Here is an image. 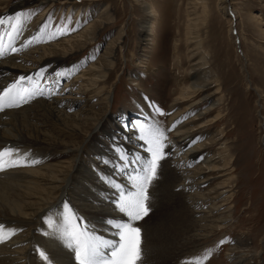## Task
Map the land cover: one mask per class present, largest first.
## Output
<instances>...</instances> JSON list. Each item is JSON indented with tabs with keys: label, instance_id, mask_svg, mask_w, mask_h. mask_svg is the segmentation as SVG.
<instances>
[{
	"label": "rangeland",
	"instance_id": "374dc122",
	"mask_svg": "<svg viewBox=\"0 0 264 264\" xmlns=\"http://www.w3.org/2000/svg\"><path fill=\"white\" fill-rule=\"evenodd\" d=\"M21 1L23 0H0V4L6 2L0 9L7 11L10 6ZM77 2L82 6H89V12L84 9L78 11L77 8L82 7L78 5L72 9L65 7L60 11L53 7L44 15L46 6H24L18 13L21 15V30L14 42L15 45L22 43V49L19 50L17 44L18 50L13 54L19 51L21 56L26 53L30 55L33 50L39 49V55L36 53L32 57L40 56L42 62L56 57V54L51 56L47 53L52 52L50 48L55 43L64 44V41L75 36L80 38L86 26L95 22L101 13L111 16L101 27L102 30L99 29L95 37L98 40L94 45L86 44L80 51L69 55L72 62L70 71L61 72V75L59 72L55 74L53 63L46 64L42 77L46 80L50 78V84L46 86L52 90L47 99L64 97L70 91L73 92V98L67 100L70 106L64 107L70 116L62 117L61 122L45 116L48 122L42 130L49 133L57 145L69 144L68 146L80 148V160L93 170H96V166L91 160L96 161L97 165L102 164L101 158L94 151L96 145L113 148V138L106 134L103 126L113 132L120 142L133 147L141 146L143 142L138 139L137 130L126 125L131 126L137 121L163 131L166 142L179 140L180 137L177 139L173 135V123L169 119L175 112L185 109L186 102L175 103L192 81L194 63L201 61L205 64L203 73L210 76V84L203 96L211 92L214 94L193 107L196 115L207 111L199 120V123L205 124V128L197 134L194 144L207 142V153L210 156L216 155L217 164L227 169L223 172L204 170L211 175L194 192L200 193L198 199L202 203L200 206L204 216V211L217 208L211 212V220L214 221L207 218L199 222L195 233L200 240L196 243L186 241L182 229L169 232L162 226L163 234H155L154 241L150 243L153 248V261L150 262L236 264L235 261L239 260L241 264H264V0H205V6L203 0H99L98 3H93L94 6H90L87 0ZM236 13L238 16L235 17ZM17 15L5 16L7 22L10 18L14 22ZM195 17L198 19L195 20ZM7 22L0 27V31L7 29ZM121 28L124 30V38L117 47L114 44ZM41 29H44L46 35H41ZM57 29L68 34L49 40L48 35ZM36 37L40 38L39 41L34 39ZM111 45L115 47L112 48ZM109 59L114 61L112 68L106 66ZM148 61L154 66L152 69L141 65ZM34 63L25 60L28 67H40H34ZM99 63L101 70L97 73L101 72L105 77L99 78L96 85H84L76 80L81 71L93 64L99 66ZM36 99L39 98L32 101ZM192 99L196 100L195 97ZM188 113L191 112L186 111L183 115ZM71 114L76 116L80 127L73 123L71 119L75 117H71ZM218 137L220 139L215 142ZM99 147L101 150L102 147ZM142 148L143 146L140 147V152L147 158L145 149ZM66 153L57 154L56 159L49 162L53 166L66 167L67 163L72 162L76 152L68 150ZM183 156L186 158L188 154L177 152L176 157L182 159ZM197 163L199 160L189 161L185 167L190 168ZM120 174L121 172L116 171L113 176H116V180L118 177L122 180ZM166 175L168 186L165 193L169 199L167 208L174 212L178 195H173L172 188L175 186L172 185L176 184V179L170 174L168 177ZM162 194L164 193L160 195ZM66 204L69 205V199L62 201L60 208ZM157 208H161L159 203ZM72 209L74 208L71 207L70 210ZM45 216L34 231L38 238L34 258L43 263L46 260L40 255L43 246L39 243L46 242L43 233L48 229L47 222L55 218L53 213ZM144 227L140 225L141 231ZM148 231L147 238L141 232V241L144 240V244L142 241L140 245L143 246L140 249L143 251L146 247V252L150 250L147 240L152 236V231ZM174 236L179 240L174 239ZM166 256L168 260L165 262L163 259Z\"/></svg>",
	"mask_w": 264,
	"mask_h": 264
},
{
	"label": "bare ground",
	"instance_id": "6f19581e",
	"mask_svg": "<svg viewBox=\"0 0 264 264\" xmlns=\"http://www.w3.org/2000/svg\"><path fill=\"white\" fill-rule=\"evenodd\" d=\"M87 1H89L88 4L90 6L95 2H99V0ZM203 2L205 6V0H203ZM5 4H0V8H3ZM82 4H84V2ZM78 5H81V3L79 4L77 0H23L10 6L7 11L0 9V20H5V22H7L8 19L5 16L17 15L24 6H32L33 8L46 6L43 11L44 15L47 10H50L53 7L60 11L65 7L72 9L74 6L78 7ZM88 7L82 6L77 9L78 11L83 9L84 11H87ZM105 9H107V7ZM236 15L237 13L235 14V17ZM110 17L111 16L109 15L104 16V14L101 13V15L96 18L95 22H91L86 26L83 34L80 35V38L79 36H75L64 41V44L55 43L50 48L52 52L47 53H50L51 56L56 54L54 55L56 57L50 58L44 62L40 61V56L32 57V55L36 53L39 55V49L36 48H34L36 50H33L30 55L26 53V55L21 56V54H18L19 51L16 54H13V52L8 50L9 45L15 46L16 48H18L19 45L20 50L22 49V43H17L18 45H15L14 40L17 35H15L14 39L8 37L6 33L10 31L9 26L5 31H0V38H2V43L5 49V54L0 56V92L8 87L9 84L18 80L21 76H24L25 78L33 77V79L31 81L25 79L24 82L18 85L19 88L27 87L31 90L38 86L39 88L44 89V94L42 96L35 97L39 98L36 99V101L30 100V103L28 102V104H23L20 107L5 108L4 111H0V152L10 150L12 153L11 157L5 154L3 159L9 161L16 160L18 162L17 166L0 169V226H2L0 227V264H48V262H51L52 264H77L74 252L65 246V243L59 238V236L53 234L58 229L62 228L64 212L70 210L71 207L74 208L72 211H74L79 217H82L86 226L93 230L95 234L104 239H118L115 230L107 223L109 219H115L118 221L124 220L123 215L117 210L113 203L114 200L118 198V193L114 188V185L120 184L126 188L130 187L128 176L134 174V169L138 167V165L129 164L127 171H124L125 162H122L120 157L124 154H127L130 158H134L136 155L145 157V155L140 152V147L142 145L140 146L136 144L138 146L133 147L127 143H122L120 142L121 140L119 141L116 139L113 132L107 130V128L103 126V130L106 134H109V136L113 138L111 140L113 148L101 145L100 147H102V149L100 150L98 149L99 145H96L94 151L96 156L101 158L102 162L101 165H97L96 161L90 159L91 162L95 164L94 166H96V170H93L91 166L83 164L78 154L80 148L68 146L69 144L61 146L57 145L58 143L56 140L50 137L51 135L49 133L42 130L43 128L45 129L48 118H53L56 121L61 122L62 117L70 116V114L64 110V107L70 106L67 100L73 98V92L70 91L64 97H53L48 100L47 97L51 96L52 90L49 89L46 84H42V81L40 82L42 79L40 75L44 73L46 64L49 62L53 63L52 65H54L53 68H55V74L59 72L61 75V72L70 71L72 69L70 56L75 54L78 50L80 51V49L84 48V45L86 44L90 43L94 45L98 40L95 39V37L99 29L107 23L106 20L110 19ZM197 19L198 18L195 17V20ZM146 36L149 40V35L147 34ZM123 38L124 30L121 28L118 31L117 41L114 45L118 47V45L123 42ZM81 40H84L85 42L82 43ZM114 47L112 46V48ZM43 49L44 51H47V49ZM58 50L60 52H57ZM25 60L28 62H35L34 67H40H28L25 65ZM113 65L114 61L112 59L107 60V67L112 68ZM141 65L149 69L154 67L149 61L146 62V64L143 63ZM204 68L205 64L201 63V61L194 63L192 67V71L194 72L192 81L188 85L186 91L180 94L175 103L179 104L186 102L185 109L175 112L169 119V122L173 123L172 131L174 137L177 139L180 137V139L174 140L171 143L165 141V158L160 162L157 179L153 181L149 188V213L147 216L143 217L140 222L136 221L134 223V226L137 225L139 228L140 225L145 226V229H142L141 231L145 237L148 235V230L152 231V236H149L147 240V247L150 248V250L146 252V247H144L143 251L141 250V259L137 264H152L150 260L152 259L153 248L150 247V243L154 241L155 234H163L162 226H164L169 232L180 228L183 230L186 241L196 243L200 240V237L195 233L199 226V222H201L202 219V221H204V219L206 220L207 218H209V221L211 222L214 221L211 220L213 218H211V212H214L216 207L206 210L208 212L204 211V213H206V216H204L202 213L203 211H201L202 207L200 206L202 203H200V199H198V197H200V195H198L199 192H194L195 189L199 190L202 184L207 181L206 177L211 175L208 173L210 172L209 170L223 172L227 169L226 167L221 168V166L217 164L216 155L210 156L207 153V146L205 145L207 142L205 144L202 142L196 143V145L194 144L197 134L200 133L201 129L205 128V124L199 123V120L203 118L207 111L205 110L201 114L196 115L193 107L200 105V101L203 102L214 94L211 92L203 96L206 87L208 88V85L210 84V76L203 73ZM98 70H101L100 63L99 66L96 64L90 65L88 68L80 72V75L76 77V80H80L84 85H96L99 78L105 77L104 74H100L101 72L97 73ZM37 73L40 75L38 76ZM193 97L198 101L195 102L196 100H193ZM186 111H190L191 113H188V115L185 114L187 116L183 117L185 116L183 114ZM71 117H75L71 120L77 127H80V125L77 124L76 116H72L71 114ZM65 119L66 118H64L63 121H65ZM214 138L215 136L212 139L214 140ZM219 139L220 137H218L215 142ZM175 144H178V146H175ZM57 147H60L59 150ZM89 147L91 148V146ZM176 147L177 149H175ZM91 149H89V151H91ZM120 149H123V152H121ZM68 150L70 152L75 151L76 153L74 155L75 157L72 158V162L67 163V168L65 166L61 167V165H59L58 168L49 162L51 159H56L58 155L67 154L66 152H68ZM179 151L184 155L188 154V156L186 158L183 156L182 159L176 157L177 152ZM196 160H199V163L193 167H185L188 165L189 161L195 162ZM74 164L75 170L73 171ZM64 168L66 169L64 170ZM206 169H208L207 173L204 171ZM116 171L121 172L120 178H122V180L118 179L119 177L116 180V176H113ZM167 171L170 176H173L176 179V184L179 183L178 185H172L175 186L172 188L173 195L175 197L178 195V198H176L178 201H176V205L173 207L174 212H171L167 208V204H169L168 196L165 193V188L168 186L167 179L165 178ZM118 180L120 182H118ZM174 191H176V193ZM212 192L216 193L213 189ZM161 193L164 194L160 195ZM68 199V209H65V206L60 208L61 202L64 200L67 201ZM226 199L227 197L224 201H226ZM215 200L217 201V199ZM158 203L161 205V208L159 209L157 208ZM213 205L215 206V204ZM48 213H53L55 218H51L47 222L48 229L43 233L46 242L43 241L39 243L43 246L41 247L42 251L49 257V260H46V262L43 263L41 260L34 258L35 243L38 241L34 231L38 229L37 225L41 218H44ZM201 213L203 216L200 215ZM201 227L204 228L203 225ZM3 237H8V239H2ZM175 238L176 237L174 236V239ZM142 241L144 244V240ZM174 242L177 241L175 240ZM154 246L155 242L153 247ZM181 246L182 245H180V247ZM186 247L188 246L186 245ZM107 251L108 250L105 249V252ZM177 254L178 252L175 255ZM163 260L166 262V260H168L167 256ZM235 262L236 264H241V261L239 260H236Z\"/></svg>",
	"mask_w": 264,
	"mask_h": 264
},
{
	"label": "snow or ice",
	"instance_id": "6c2138e0",
	"mask_svg": "<svg viewBox=\"0 0 264 264\" xmlns=\"http://www.w3.org/2000/svg\"><path fill=\"white\" fill-rule=\"evenodd\" d=\"M20 24V14L15 17V22H12V18L9 19L10 31L6 34L10 39H14L15 35L19 34ZM4 25L5 21L0 20V27ZM66 34L68 33L57 29L56 32L48 35V39L59 38V36ZM41 35H46L44 29H41ZM34 39L39 41L40 38L36 37ZM8 50L14 53L18 49L9 45ZM4 54L5 49L2 38H0V56ZM37 75L40 74L37 73ZM25 79L31 81L33 77L25 78L21 76L0 92V111H4L5 108L20 107L35 97L44 94V89L38 86L31 90L27 87L19 88L18 85L24 82ZM126 127L137 130L138 139L143 142L142 146L145 149L147 158L140 155L130 158L127 154L120 157L121 161L125 162L124 171H127L129 164L138 165V167L134 169V174L128 176L130 187L126 188L120 184L114 185L118 198L113 203L123 215L124 220L109 219L107 223L115 230L118 239H104L95 234L93 230L86 226L83 218L71 210L64 214L62 228L53 233L59 236L65 246L74 252L77 264H137L141 259V229L134 226V223L140 221L149 213V188L153 181L157 179L160 162L165 158L166 138L163 131L152 125L141 124L139 121L134 122L131 126L126 125ZM120 151L123 152V149H120ZM5 154L9 157L12 155L10 150L0 152V169L17 166L18 162L16 160L3 159ZM65 209H68L67 204ZM2 239H8V237ZM105 249L108 251L105 252ZM40 255L44 260H49L45 252L41 251Z\"/></svg>",
	"mask_w": 264,
	"mask_h": 264
}]
</instances>
